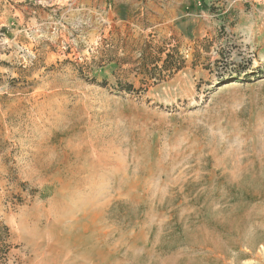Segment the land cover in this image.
Returning a JSON list of instances; mask_svg holds the SVG:
<instances>
[{"label":"rangeland","instance_id":"rangeland-1","mask_svg":"<svg viewBox=\"0 0 264 264\" xmlns=\"http://www.w3.org/2000/svg\"><path fill=\"white\" fill-rule=\"evenodd\" d=\"M183 1L0 0L4 264H264V0Z\"/></svg>","mask_w":264,"mask_h":264},{"label":"trees","instance_id":"trees-1","mask_svg":"<svg viewBox=\"0 0 264 264\" xmlns=\"http://www.w3.org/2000/svg\"><path fill=\"white\" fill-rule=\"evenodd\" d=\"M143 59L145 60L142 65H141V72H144L145 74H150V72H153L154 70H149L148 67V63H145L146 61H150V59L152 58L151 55H144L142 56ZM172 55H168L167 60L165 61L166 65L164 66V69L166 72L175 70L177 71V67H175V65H171V61H172ZM151 77H153L154 75H150ZM154 78V77H153ZM9 232H8V228L6 226H4L2 223H0V264H4L3 261L6 259V256L9 252V247H8V240H9Z\"/></svg>","mask_w":264,"mask_h":264},{"label":"crops","instance_id":"crops-1","mask_svg":"<svg viewBox=\"0 0 264 264\" xmlns=\"http://www.w3.org/2000/svg\"><path fill=\"white\" fill-rule=\"evenodd\" d=\"M179 3H180V5H182V4L184 5L185 2H184V1L182 2V0H179ZM184 8H185V7L181 6V11H182V9H183V11H184Z\"/></svg>","mask_w":264,"mask_h":264}]
</instances>
